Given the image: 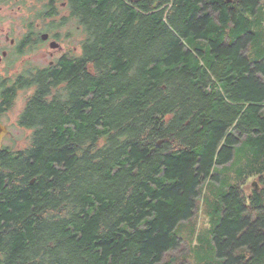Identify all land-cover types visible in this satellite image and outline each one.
Wrapping results in <instances>:
<instances>
[{"label": "trees", "instance_id": "trees-1", "mask_svg": "<svg viewBox=\"0 0 264 264\" xmlns=\"http://www.w3.org/2000/svg\"><path fill=\"white\" fill-rule=\"evenodd\" d=\"M73 1L85 55L58 63L31 147L0 165V264H171L202 182L264 137V60L247 54L264 0ZM251 206L239 185L223 196L224 264H264L255 188Z\"/></svg>", "mask_w": 264, "mask_h": 264}, {"label": "flooded vegetation", "instance_id": "flooded-vegetation-1", "mask_svg": "<svg viewBox=\"0 0 264 264\" xmlns=\"http://www.w3.org/2000/svg\"><path fill=\"white\" fill-rule=\"evenodd\" d=\"M73 3L76 1L0 0V165L31 147L40 124L27 122L30 102L41 90L54 101L58 65L85 55L86 31H82L80 47L65 48L62 33L54 30V23L77 21L72 15ZM19 98L21 107L13 115Z\"/></svg>", "mask_w": 264, "mask_h": 264}, {"label": "rangeland", "instance_id": "rangeland-1", "mask_svg": "<svg viewBox=\"0 0 264 264\" xmlns=\"http://www.w3.org/2000/svg\"><path fill=\"white\" fill-rule=\"evenodd\" d=\"M249 30L256 34L255 40L249 45L247 54L251 61L264 60V1L257 13L251 17ZM54 30L61 32L65 41V48L80 47L83 39V28L76 21L54 23ZM68 33H71L70 35ZM264 79V75H262ZM19 98L17 114L21 107ZM264 116V108L261 112ZM264 167V137L247 134L236 145L233 159L225 164L216 165L213 174L200 185V195L197 199L195 214L188 220L182 221L175 229L182 244L178 248L169 250L163 262L171 264H224V259L217 253L214 242V231L223 215V196L233 185H239L254 218L259 214L251 206V196L255 182L259 181L260 170ZM260 183V181H259ZM264 197V190H259ZM240 252V251H239Z\"/></svg>", "mask_w": 264, "mask_h": 264}, {"label": "water", "instance_id": "water-1", "mask_svg": "<svg viewBox=\"0 0 264 264\" xmlns=\"http://www.w3.org/2000/svg\"><path fill=\"white\" fill-rule=\"evenodd\" d=\"M54 46H56V44H54ZM255 184H256V187H255L256 190H257L258 188H260L259 181H256Z\"/></svg>", "mask_w": 264, "mask_h": 264}]
</instances>
